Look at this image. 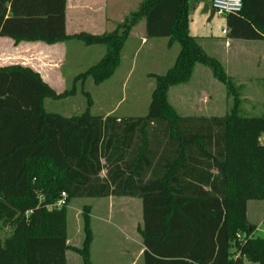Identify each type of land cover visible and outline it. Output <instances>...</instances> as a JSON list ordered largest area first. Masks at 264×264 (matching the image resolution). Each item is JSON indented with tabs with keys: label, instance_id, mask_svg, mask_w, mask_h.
<instances>
[{
	"label": "trees",
	"instance_id": "trees-1",
	"mask_svg": "<svg viewBox=\"0 0 264 264\" xmlns=\"http://www.w3.org/2000/svg\"><path fill=\"white\" fill-rule=\"evenodd\" d=\"M191 1L212 0H142L112 32L68 35L66 0H0V37L15 44L105 47L100 61L60 93L29 67H0V231L13 227L0 239V264H66L71 249L93 264L90 207H83L80 248L67 245L66 208L73 199L108 197L141 200L144 264H264V237L246 216L249 201H264V115L240 114L238 89L188 32ZM242 2L239 14L225 15L228 38L264 40V0ZM142 20L147 39L180 46L173 66L151 75L145 116L91 115L85 92L80 115L46 112L45 99L73 96L78 81L112 77ZM195 64L208 66L232 97L224 117L181 116L168 104V89L188 82ZM62 193L64 206L50 208Z\"/></svg>",
	"mask_w": 264,
	"mask_h": 264
},
{
	"label": "rangeland",
	"instance_id": "rangeland-1",
	"mask_svg": "<svg viewBox=\"0 0 264 264\" xmlns=\"http://www.w3.org/2000/svg\"><path fill=\"white\" fill-rule=\"evenodd\" d=\"M201 8L200 2H190L189 34L195 37L207 56L222 65L238 89L240 114L244 117L263 116L264 71L260 68H264V41L229 39L228 33H223V30L228 32L225 16L215 14L211 18L210 14L203 13ZM124 18L109 20L105 31L112 32L117 29L123 24ZM95 21L99 22V18ZM143 26L142 21L130 31L122 50L120 65L112 77L100 84H95L91 77L78 81L73 96L61 100L45 99L46 112L63 117L80 115L87 108L85 92L92 100L89 109L91 115H112L124 119L145 116L155 86L151 75L165 74L173 66L180 46L178 43L169 44L166 38L147 39ZM87 28L95 31L89 26ZM70 29L68 28V32H71ZM100 29L97 28L96 32L91 33L98 34ZM3 39L11 42L9 38ZM38 44L43 46L42 64L50 65L52 74H56L52 87L57 92L69 90L75 77L86 72L105 54L104 46H85L76 40L55 45ZM9 48L12 50L13 45ZM12 51H16V56H10L2 62L21 63V56L26 53L19 52L16 48ZM256 63H259L260 68H256ZM167 102L177 114L188 117H224L233 106V99L227 93L226 87L213 76L208 66L202 64L194 65L188 82L176 84L168 89ZM260 141L264 144V135ZM38 198L41 200L42 196L38 194ZM125 200L127 199L116 197L111 200H70L66 211L67 231L69 236H72L71 247H81L84 239L83 207L88 206L91 209L93 232L92 260L96 264H129L138 252L139 237L135 234L131 222L138 220L141 202L135 199L137 203L124 205L122 202ZM119 202L122 204H115ZM246 216L248 222L256 226L255 235L264 237V201H249ZM66 259L67 264H83L81 256L72 249L66 252ZM137 264H143L142 258ZM242 264L255 263L244 260Z\"/></svg>",
	"mask_w": 264,
	"mask_h": 264
},
{
	"label": "crops",
	"instance_id": "crops-1",
	"mask_svg": "<svg viewBox=\"0 0 264 264\" xmlns=\"http://www.w3.org/2000/svg\"><path fill=\"white\" fill-rule=\"evenodd\" d=\"M142 0H66V33L68 35H74L79 32H96L97 28H101L99 31L101 33L106 32L105 27H107V24L109 23V20H114V19H121L126 17L130 12L134 11L137 9L139 4L141 3ZM208 3L209 1H201L200 2V7H202V12L209 14V11L206 12L204 11V4ZM209 9L210 6H209ZM72 14V15H71ZM215 15V13H214ZM213 15V16H214ZM212 16V17H213ZM211 17V18H212ZM96 18H99V22L95 21ZM101 19V20H100ZM143 21V27L145 28V22ZM140 21V22H142ZM139 22V23H140ZM90 24V25H88ZM94 29L95 31H92L87 28ZM85 27V28H84ZM68 28H71V32H68ZM84 28V29H83ZM104 30V31H102ZM93 34V33H92ZM7 38V37H5ZM10 39V38H9ZM264 41V40H262ZM20 43H24L20 42ZM20 43L15 44L14 41L11 39V42L9 40H4L3 37H0V67L3 66H9V65H21L23 67H29L36 73H38L41 77V79L47 83L52 89H54L53 84L54 80L56 79V74H52V71L50 70L51 67L48 64H42L41 60L43 53L41 50L43 49V46L39 45L38 43L41 42H25L27 44L21 45ZM60 44V43H58ZM13 45V49L15 48L19 50V52L26 53L23 54L22 62L21 63H11V62H2L5 59H9V57H14L16 56V51H12L9 47ZM47 45V44H46ZM55 45V44H54ZM16 46V47H15ZM38 49V50H37ZM11 50V51H10ZM10 51V52H8ZM31 53V55L27 54ZM8 57V58H7ZM32 57V58H31ZM44 65V66H42ZM48 65V67H47ZM250 65V64H249ZM256 65V68L259 67V63L254 64ZM49 69V70H48ZM262 71H264V68H260ZM255 78H250V80H254ZM55 90V89H54ZM56 91V90H55ZM57 92V91H56ZM60 93V92H57ZM45 109V108H44ZM114 199V197H108L109 200ZM127 199L124 202H122L124 205H128L131 203H137L135 199L137 198H124ZM140 200V199H139ZM141 202V200H140ZM121 202L115 203L117 205L122 204ZM113 203V205H115ZM91 212V209H90ZM143 223V217H142V202H141V209H140V215L138 220L136 219L135 221H132L131 224L133 225V230L135 234L137 235L138 240H137V245H138V252L134 256V258L130 261L129 264H137L138 261L142 258L143 260V253L145 250V247L143 245V240L141 235L138 232V228L142 227ZM91 213H90V225H91ZM92 230V227H91ZM13 231V227L9 224L3 225L1 227L0 231V239L3 241L5 238H7L11 232ZM76 234V233H75ZM93 234V232H92ZM71 239L72 236H69L68 231H67V245L71 246ZM83 242V241H82ZM82 245V244H81ZM74 246V245H73ZM77 248H80L78 246H74ZM92 251H93V237H92V242L90 244V259L93 264H96L92 260ZM67 252V251H66ZM66 264H67V259H66ZM144 264V260H143Z\"/></svg>",
	"mask_w": 264,
	"mask_h": 264
},
{
	"label": "built area",
	"instance_id": "built-area-1",
	"mask_svg": "<svg viewBox=\"0 0 264 264\" xmlns=\"http://www.w3.org/2000/svg\"><path fill=\"white\" fill-rule=\"evenodd\" d=\"M209 6L211 9L214 10L215 14L219 16H225L229 14H239L243 7L242 0H212L209 2ZM223 33H227V31L223 30ZM65 194H61V198L50 208L60 209L64 206L65 202ZM238 240H241V236H236Z\"/></svg>",
	"mask_w": 264,
	"mask_h": 264
},
{
	"label": "water",
	"instance_id": "water-1",
	"mask_svg": "<svg viewBox=\"0 0 264 264\" xmlns=\"http://www.w3.org/2000/svg\"><path fill=\"white\" fill-rule=\"evenodd\" d=\"M204 11H206V12L209 11L210 17H212L214 15V13H215L213 9H209L208 3L204 4Z\"/></svg>",
	"mask_w": 264,
	"mask_h": 264
}]
</instances>
